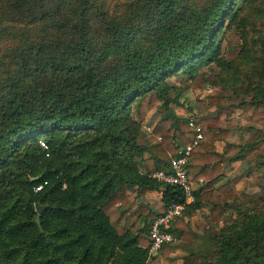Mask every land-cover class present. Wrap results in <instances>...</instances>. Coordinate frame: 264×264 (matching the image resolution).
I'll list each match as a JSON object with an SVG mask.
<instances>
[{"label":"trees","instance_id":"16d2710c","mask_svg":"<svg viewBox=\"0 0 264 264\" xmlns=\"http://www.w3.org/2000/svg\"><path fill=\"white\" fill-rule=\"evenodd\" d=\"M246 9L258 23L236 73L248 104L264 107V0H0V264H147L156 216L140 201L138 218L127 228L124 219L147 191H160L164 209L183 201L180 188L148 174L192 138L169 108L168 80L183 76L195 89L205 74L233 70L220 38L226 32L227 50L245 47ZM206 100L197 103L222 99ZM151 109L154 144L140 126ZM197 122L203 139L187 174L204 178L187 208L207 202L220 217L237 179L213 181L224 158L247 145L216 153L212 141L236 125ZM34 204L44 207L39 227ZM211 246L209 259L191 254L185 264H264V208L213 235Z\"/></svg>","mask_w":264,"mask_h":264},{"label":"rangeland","instance_id":"374dc122","mask_svg":"<svg viewBox=\"0 0 264 264\" xmlns=\"http://www.w3.org/2000/svg\"><path fill=\"white\" fill-rule=\"evenodd\" d=\"M243 12L248 16L244 25L246 29L245 47L241 50L239 48L227 50L225 49L226 32L220 38L222 57L234 67L233 70L223 69L221 72L212 71L210 74H205V83L195 89L188 86V81L183 76L172 77L168 80L169 84L174 88L172 92H169V95L172 97L175 94V102L178 106L188 104L190 107H195L194 119L203 117L204 111H208L213 117L232 120L236 125V144L247 145L236 158L234 175L237 182L234 202L229 208H225L218 220L214 222L215 229L211 232V235L218 234L223 228L232 223H238L243 214L264 208V107L248 104L249 93L245 92L246 86L241 82L239 73H236V67L239 68V64H243L246 61V59L242 58L244 50L246 51V57L253 53L251 42L254 39L253 34L256 31L258 21H255L254 16H252L251 9L248 11L246 9ZM201 88H205V97L193 93L196 89L201 91ZM208 96L221 97V103L208 104L205 105L206 107L198 103L195 104L198 101L206 102ZM172 104H169V108L173 106ZM200 107H204V109H200ZM209 107L211 111L207 110ZM131 113L137 118L133 108ZM147 113L145 117L152 119L151 123H153L157 115L159 116V112L155 111V109H151ZM153 115L155 116L154 118H152ZM142 121H144V118ZM147 124L150 123L147 121ZM140 126L142 127L141 124ZM203 248L202 252H200L202 253L201 255L210 258L213 255V251L211 253L213 246L210 244L209 248ZM199 262H201V259Z\"/></svg>","mask_w":264,"mask_h":264},{"label":"crops","instance_id":"0c3cea01","mask_svg":"<svg viewBox=\"0 0 264 264\" xmlns=\"http://www.w3.org/2000/svg\"><path fill=\"white\" fill-rule=\"evenodd\" d=\"M202 89V88H201ZM203 88L201 91L194 90L193 93L196 95H201V97H205L206 93ZM197 104V102H195ZM173 106L170 108L172 113L178 117L187 119L188 117H193L195 114V107H190L188 104H184L183 106H178L176 103L172 104ZM195 106V105H194ZM206 107L205 105H202ZM204 107H200V109H204ZM214 108V107H213ZM209 111L210 107L207 109ZM213 110V109H212ZM151 111V110H150ZM148 111V112H150ZM156 111V110H155ZM148 114V113H147ZM204 116L199 117L196 120L210 117L211 114L208 111H204ZM147 116V115H146ZM213 116V115H212ZM216 116V115H215ZM155 116L153 115L152 118ZM158 115L154 118L153 123H151L152 119H147L144 117V121H141V131L144 135V139L149 144H154L158 142V137L151 133L154 123L158 119ZM219 120H227L221 119ZM148 123L150 124H147ZM146 122V123H145ZM230 144L236 145V127H232L223 139H215L212 141V149L216 153H222L226 151ZM236 170V158L229 159L224 158L222 163L221 175L215 181H213V187L217 188L223 185L226 181L231 178H234ZM193 173H189V178L191 181V185L193 190H196L203 182L202 176L197 178L194 177ZM236 178V177H235ZM236 190V184L234 185V193ZM236 194V193H235ZM161 193L160 191H147L144 195L139 196L131 206L130 212L126 215L124 219L125 228L129 227L139 216V212L137 211L136 205L141 201L149 205V208L154 216L159 215L164 207L161 202ZM211 204L207 202H203L199 205L198 208L191 209L187 208L183 214L175 219V221L171 224V231L175 238L174 242L171 245L170 251H168L165 255L162 254L161 251L157 253H152L150 257L147 258V264H185V260L192 254L198 255L203 247L209 248L211 244V232L215 229L214 222L218 220V213L213 212L211 210ZM214 218L216 220H214ZM149 221V218L147 219Z\"/></svg>","mask_w":264,"mask_h":264},{"label":"built area","instance_id":"2783aa9c","mask_svg":"<svg viewBox=\"0 0 264 264\" xmlns=\"http://www.w3.org/2000/svg\"><path fill=\"white\" fill-rule=\"evenodd\" d=\"M187 127L192 133L191 140L185 144L178 152L177 156H170L166 169H159L148 177L154 179L161 185H174L180 188L183 201L174 203L166 207L159 215L148 222L147 236L149 238L148 254L157 253L163 245L172 244L175 240L172 233L168 231L172 222L179 218L194 201L193 188L188 179L187 164L191 158L192 150L203 139L202 127L193 117H188ZM40 145L45 149L44 145ZM40 187H36L37 191Z\"/></svg>","mask_w":264,"mask_h":264},{"label":"water","instance_id":"95a60500","mask_svg":"<svg viewBox=\"0 0 264 264\" xmlns=\"http://www.w3.org/2000/svg\"><path fill=\"white\" fill-rule=\"evenodd\" d=\"M35 178H32V180ZM164 188L161 187L160 190H163ZM43 206L34 204V211L36 212V215L34 217V223L39 227V219H38V214L43 210Z\"/></svg>","mask_w":264,"mask_h":264}]
</instances>
